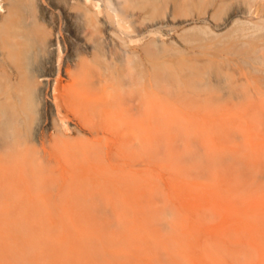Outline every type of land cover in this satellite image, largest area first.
I'll return each instance as SVG.
<instances>
[{
	"label": "bare ground",
	"instance_id": "6f19581e",
	"mask_svg": "<svg viewBox=\"0 0 264 264\" xmlns=\"http://www.w3.org/2000/svg\"><path fill=\"white\" fill-rule=\"evenodd\" d=\"M151 11L152 0H0V200L14 206L0 208V264H187L192 257L198 233L182 231L193 225H183L177 210L183 139L164 119L158 132L153 126L167 113V93L154 79L165 63L152 57ZM208 179L192 189L210 199L234 194ZM197 202L195 217L214 214ZM103 214L110 239L72 223ZM154 215L176 219L158 226ZM35 217L62 233L41 237L40 225L28 223Z\"/></svg>",
	"mask_w": 264,
	"mask_h": 264
},
{
	"label": "rangeland",
	"instance_id": "374dc122",
	"mask_svg": "<svg viewBox=\"0 0 264 264\" xmlns=\"http://www.w3.org/2000/svg\"><path fill=\"white\" fill-rule=\"evenodd\" d=\"M263 4L264 0H152V57L165 63L153 73L167 93V113L155 118L153 126L158 132L164 119L169 133L183 139L185 190L177 210L183 225H193L192 230L184 225L182 231L198 233L199 240L190 243L192 257L189 254L187 264H264ZM158 86L153 85L154 97L161 93ZM177 97L181 106L174 103ZM212 175L219 178L220 189L229 185L234 194L222 190L210 199L203 189H192L194 183L205 187ZM198 200L212 205L210 218L194 216ZM5 207L14 206L0 200V208ZM159 216L152 217L154 225H169L176 219ZM108 218L109 214L76 217L72 223L79 230L87 229V234L100 233L101 239H110L113 229L104 227ZM28 223L40 225L36 231L41 237L62 233L40 217ZM207 236L216 240L209 242ZM104 246L92 249L102 251Z\"/></svg>",
	"mask_w": 264,
	"mask_h": 264
}]
</instances>
